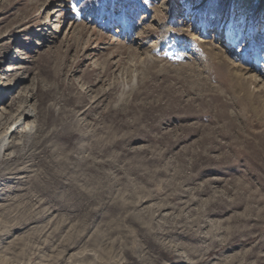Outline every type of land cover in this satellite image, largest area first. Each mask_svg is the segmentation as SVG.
I'll return each instance as SVG.
<instances>
[{
    "label": "rangeland",
    "instance_id": "1",
    "mask_svg": "<svg viewBox=\"0 0 264 264\" xmlns=\"http://www.w3.org/2000/svg\"><path fill=\"white\" fill-rule=\"evenodd\" d=\"M263 8L0 0V264H264Z\"/></svg>",
    "mask_w": 264,
    "mask_h": 264
},
{
    "label": "bare ground",
    "instance_id": "2",
    "mask_svg": "<svg viewBox=\"0 0 264 264\" xmlns=\"http://www.w3.org/2000/svg\"><path fill=\"white\" fill-rule=\"evenodd\" d=\"M260 18H261L262 22H264V8L262 9V13L260 15ZM235 37L236 36H234V34L232 36H230V37L226 36L220 42L224 43V44H227L228 46L229 45L231 46L234 43ZM21 117L24 118V120H22ZM27 118H34L33 113L29 109L24 110L23 114L19 117V119H17V120L12 122V127L9 129V131L11 132L12 135L14 133H17L18 131H20V135L22 137L21 140L23 141V144L24 143L26 144L27 136H29V134H30L29 130L21 131V129L25 125V119H27ZM11 134H10V136H11ZM8 139H9V137H8L7 134L4 135L2 138H0V157L3 156L4 152L6 150H8L9 147H10V142L8 141ZM7 174H10V173H7ZM2 179H4V178H2Z\"/></svg>",
    "mask_w": 264,
    "mask_h": 264
}]
</instances>
